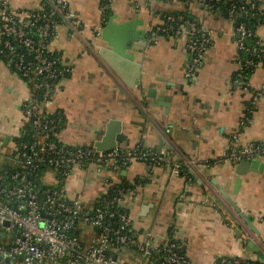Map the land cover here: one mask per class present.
<instances>
[{
    "label": "crops",
    "instance_id": "0c3cea01",
    "mask_svg": "<svg viewBox=\"0 0 264 264\" xmlns=\"http://www.w3.org/2000/svg\"><path fill=\"white\" fill-rule=\"evenodd\" d=\"M43 5V0H9V8L17 12ZM68 5L81 27L72 33L59 23L51 42V48L71 65L61 80L62 89L48 106L50 112L61 111L65 118L58 139L71 145H92L114 114L130 110L135 122L124 123L127 143L120 147L139 145L156 151L159 147L173 160L179 155L194 160V173L189 172L187 178L173 176L164 164L141 161L76 169L65 185L68 195L82 192L83 199L93 201L111 187L126 186L131 192L126 209L140 238L150 232L154 241L163 242L173 235L194 264H213L221 256L264 261V157L261 169L244 174H237L230 160L221 159L232 142H264V64L258 63L239 78L242 59L234 19L203 0H69ZM175 12L194 16L210 37L206 60L190 77L186 75L190 54L185 35L159 29L165 15ZM110 17L118 23L141 21L137 29L144 30L145 44L137 47L136 61L141 64L138 85L127 84L101 53L110 48L100 34ZM256 34L264 40V19ZM150 88L160 94H192L207 127L214 131L223 128L229 143L215 150L201 139L181 140L163 133L140 107L152 101L147 95ZM22 90L19 74L0 58V170L16 163ZM221 189L255 223L258 251L249 246L250 240L243 239L234 220L239 215ZM137 255L135 247L126 248L118 259L134 262ZM50 264L65 262L60 259Z\"/></svg>",
    "mask_w": 264,
    "mask_h": 264
},
{
    "label": "built area",
    "instance_id": "2783aa9c",
    "mask_svg": "<svg viewBox=\"0 0 264 264\" xmlns=\"http://www.w3.org/2000/svg\"><path fill=\"white\" fill-rule=\"evenodd\" d=\"M68 3L69 0H43L44 5L38 10L17 12L9 8V0L0 2V58L25 80L22 129L29 131V139H19L17 144L15 159L20 168L0 170V264H50L60 259L65 264H194L176 240L167 239L163 256L156 261L158 242L154 236L148 232L140 238L135 232L128 233L132 225L126 209L129 189L118 190L100 206L83 199L82 192L68 195L65 185L73 171L89 166H126L141 161L164 164L173 176L184 178L189 175L182 169L184 165L187 170H194L192 157L173 160L165 152L139 145L100 150L94 145H71L58 139L65 118L61 111L50 112L48 106L62 89L61 80L71 65L51 48V42L59 23L66 24L72 33H78L81 27ZM232 14L233 11L229 15ZM177 18L168 16L171 22ZM159 29L185 35L190 54L186 75H194L206 60L210 41L207 30L195 21H185L180 27L164 24ZM235 33L239 50L245 49L253 57L242 61L238 75L242 78L246 68L264 64V44L246 45L251 32L243 22L235 27ZM257 157H264V142L244 145L232 142L221 159L237 163ZM43 169V181L37 183L35 178ZM6 220L8 225L4 224ZM234 220L244 240L257 242L255 232L241 217L234 215ZM113 241L127 248L135 246L136 260L119 261L112 248ZM213 264H264V261L221 256Z\"/></svg>",
    "mask_w": 264,
    "mask_h": 264
},
{
    "label": "water",
    "instance_id": "95a60500",
    "mask_svg": "<svg viewBox=\"0 0 264 264\" xmlns=\"http://www.w3.org/2000/svg\"><path fill=\"white\" fill-rule=\"evenodd\" d=\"M140 23V20L135 19L118 23L114 21V17H110L100 32L102 40L106 42L107 46H110L109 49H101L102 55L130 86L140 84L141 64L136 61V53L138 52L137 47L145 44V41L142 40L145 38L144 30L137 29V25ZM149 36L152 37L151 34ZM147 95L152 101L140 105L141 110L148 117L157 121L156 124L163 133L181 140L201 139L215 150H220L222 146L229 143V138L224 135L223 128L214 131L207 127L206 118L201 114L198 106V99L192 94H188L187 91L174 93L163 91L160 94L155 88H150ZM125 122H135L130 110L123 114H114L107 121L101 137L90 143L100 150L120 147L121 143L126 144L127 134L123 130ZM157 150L161 149L158 147ZM262 159L263 157H257L250 160L243 159L237 163L231 162L236 166L237 174H244L250 170L261 169ZM188 172L194 173V170H188ZM239 182L240 179L237 178L236 187ZM221 192L251 230L259 233L255 223L241 210L234 199L223 189ZM4 224L8 225L9 221L6 220ZM248 244L254 250H259L257 243L250 240ZM182 249L184 251L185 248Z\"/></svg>",
    "mask_w": 264,
    "mask_h": 264
},
{
    "label": "trees",
    "instance_id": "16d2710c",
    "mask_svg": "<svg viewBox=\"0 0 264 264\" xmlns=\"http://www.w3.org/2000/svg\"><path fill=\"white\" fill-rule=\"evenodd\" d=\"M206 4L210 7L217 9V10H222L226 15L233 18L236 26L238 24H240L241 22L244 23V26L246 27V29L249 32H251V35L246 38V45L253 46V45H255L256 42H260V43L264 44V40L261 39V37L256 34V29H257L258 25L261 22H263V19H264V3L262 0H210ZM240 7H244L245 10L242 11ZM231 11H233V14L229 15ZM107 12H108V9L106 10L105 13L108 14ZM169 15H174L178 18H179V16H182V19L177 18L174 22H171L168 19ZM185 21H195L198 25H200V22L194 16L189 14L188 12H175L172 14L165 15V23L164 24H172L175 27H178V26L180 27L181 25H184ZM239 51H240V57H241L243 62L246 59L253 58L252 56H250L248 54V52L245 49H240ZM254 60L257 61L256 58H254ZM253 67L246 68L244 73L248 74ZM64 122H65V119L62 121V124H61L58 132H60L61 129L64 127V124H65ZM28 133H29L28 129H25V131L23 130L21 132L20 139H29ZM56 139H57V137H56ZM4 168L14 169V168H20V167H18L16 165V163H14L12 165H5L2 169H4ZM44 169L42 171H39V175L35 178L37 183H40L41 181H43V175H41V174L43 173ZM182 169L184 171L188 172L186 165H184L182 167ZM51 170H52V168H51ZM126 188H127L126 186H121V185L111 187L108 189L107 194L101 195V196L97 197L95 200L87 201V202H89L93 206H100L103 204V200L105 198H107L109 200V199H111L112 196H114L116 194V192H118V190L126 189ZM124 196L125 195H123V197ZM97 231H98V229H97ZM133 232H134V229H133V226L131 225L128 233L132 234ZM169 240L170 241L174 240L173 235L169 236ZM166 241L158 242L157 253H156L157 254V256H156L157 260L156 261H158L159 258H161L163 256L162 248H163ZM112 243H113L112 248L114 249L117 257L127 248L124 245L117 244L114 241ZM134 247L135 246H131L127 249H133ZM180 251H181V249H180Z\"/></svg>",
    "mask_w": 264,
    "mask_h": 264
},
{
    "label": "flooded vegetation",
    "instance_id": "af4514ba",
    "mask_svg": "<svg viewBox=\"0 0 264 264\" xmlns=\"http://www.w3.org/2000/svg\"><path fill=\"white\" fill-rule=\"evenodd\" d=\"M21 79H22V82H23V90L21 91V93L19 95L18 103H19V108H20L19 125H20V129H21V132H22L23 131V129H22V119H23V116H22V111H21V102H22L21 99H22L23 93L25 91V80L23 78H21Z\"/></svg>",
    "mask_w": 264,
    "mask_h": 264
}]
</instances>
